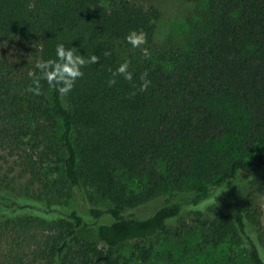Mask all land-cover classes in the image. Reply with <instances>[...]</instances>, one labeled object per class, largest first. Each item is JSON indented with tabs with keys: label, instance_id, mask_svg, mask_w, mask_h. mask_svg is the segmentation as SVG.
Returning <instances> with one entry per match:
<instances>
[{
	"label": "trees",
	"instance_id": "obj_1",
	"mask_svg": "<svg viewBox=\"0 0 264 264\" xmlns=\"http://www.w3.org/2000/svg\"><path fill=\"white\" fill-rule=\"evenodd\" d=\"M180 1L156 48L154 2L0 0V264H148L160 239L264 264V0ZM58 44L100 58L66 96L38 67Z\"/></svg>",
	"mask_w": 264,
	"mask_h": 264
},
{
	"label": "rangeland",
	"instance_id": "obj_2",
	"mask_svg": "<svg viewBox=\"0 0 264 264\" xmlns=\"http://www.w3.org/2000/svg\"><path fill=\"white\" fill-rule=\"evenodd\" d=\"M144 2H154L162 11V17L158 22L155 39L156 48L169 47L182 42L188 33V20L194 16L193 8L183 4L180 0H142ZM216 199H219L217 196ZM264 215V198L261 201ZM232 255L226 248L218 250L204 251L200 255L195 253L184 258L183 249L180 245L171 241L160 239L154 246L152 259L148 264H228ZM241 261V253L238 252ZM194 257H199L196 260ZM198 259V258H197ZM233 264L232 262H230ZM133 264H142L135 262Z\"/></svg>",
	"mask_w": 264,
	"mask_h": 264
},
{
	"label": "clouds",
	"instance_id": "obj_3",
	"mask_svg": "<svg viewBox=\"0 0 264 264\" xmlns=\"http://www.w3.org/2000/svg\"><path fill=\"white\" fill-rule=\"evenodd\" d=\"M126 40L134 48H138L146 42V35L144 32L131 31ZM145 56L148 55V50L142 49ZM110 55V53H105ZM100 58L96 55L86 59L85 56L78 54L75 48H66L64 44L56 46L55 59L45 61L43 64L38 65L42 69V79L46 80L51 86L55 87L58 93L62 96L68 95L74 88L78 78L83 75L82 68L87 63L96 64ZM116 76H122L127 81L133 80V73L129 71V61L125 60L119 65L113 73V79H110L108 85L114 86L117 83ZM147 72L143 73L140 77L142 83L139 86L140 91H145L150 86L151 81L147 79ZM40 88V81L34 80L33 86L29 87V91L38 92Z\"/></svg>",
	"mask_w": 264,
	"mask_h": 264
}]
</instances>
